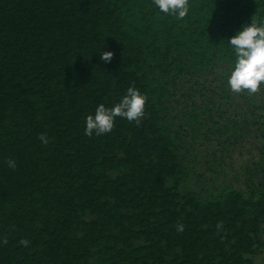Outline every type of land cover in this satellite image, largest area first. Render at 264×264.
<instances>
[{"label":"trees","instance_id":"trees-1","mask_svg":"<svg viewBox=\"0 0 264 264\" xmlns=\"http://www.w3.org/2000/svg\"><path fill=\"white\" fill-rule=\"evenodd\" d=\"M252 21L264 0H0V264H256L264 86L227 83ZM133 85L141 124L86 136Z\"/></svg>","mask_w":264,"mask_h":264},{"label":"clouds","instance_id":"clouds-1","mask_svg":"<svg viewBox=\"0 0 264 264\" xmlns=\"http://www.w3.org/2000/svg\"><path fill=\"white\" fill-rule=\"evenodd\" d=\"M152 3L165 15H171L177 19H184L189 12V0H152ZM235 60L232 71L228 77V86L233 94L246 93L248 96L257 95L264 86V24L252 21L242 27L230 40ZM112 51L101 54L100 60L109 63L113 59ZM147 96L141 94L134 85L128 87L127 92L118 103L112 107L100 104L94 115L86 117V128L84 134L92 137L110 133L115 127L116 118H124L129 122H135L139 126L145 117V104ZM39 139L42 144L47 145L49 138L41 133ZM7 165L11 169L17 167L14 159H8ZM224 227L223 222L216 225L217 231ZM177 230L182 232L184 225L179 224ZM3 243H7L4 238ZM27 247L29 241L22 239L19 242Z\"/></svg>","mask_w":264,"mask_h":264},{"label":"rangeland","instance_id":"rangeland-1","mask_svg":"<svg viewBox=\"0 0 264 264\" xmlns=\"http://www.w3.org/2000/svg\"><path fill=\"white\" fill-rule=\"evenodd\" d=\"M256 264H264V254L261 258L257 259Z\"/></svg>","mask_w":264,"mask_h":264}]
</instances>
